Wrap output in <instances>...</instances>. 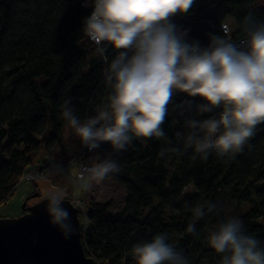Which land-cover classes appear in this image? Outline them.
I'll return each mask as SVG.
<instances>
[{
    "label": "trees",
    "instance_id": "1",
    "mask_svg": "<svg viewBox=\"0 0 264 264\" xmlns=\"http://www.w3.org/2000/svg\"><path fill=\"white\" fill-rule=\"evenodd\" d=\"M82 1L0 0V205L7 203L23 172L39 158L69 157L64 148L67 124L60 118L59 105L70 100L83 120L93 106L106 102L107 62L81 31L82 19L91 13ZM256 2L195 0L191 10L173 22L189 30V43L198 41L204 47L209 34H223L218 26L230 19V37L239 44L244 34L237 26L245 15L253 12L264 22V5ZM107 55L110 60L111 49ZM39 76L45 80L37 86L34 80ZM200 103V98L185 94L173 97L162 125L171 145L156 138L134 140L126 151L114 155L121 171L110 177L125 186L123 204L110 211L109 201H89L81 235L86 255L104 264H135L130 255L135 244L167 233L190 264H201L204 256L212 260L218 254L205 248L203 240L206 228L225 218L222 193L235 199L231 216L242 219L247 233L264 248V123L227 164L213 156L207 162L193 160L191 151L159 156L163 147L180 146L175 134L184 130L185 120L203 118L197 116ZM111 151L107 144L97 150L105 156ZM33 185L32 192H38L37 183ZM204 201L216 203L218 213L197 221L198 235L193 236L186 231L193 222L186 205Z\"/></svg>",
    "mask_w": 264,
    "mask_h": 264
},
{
    "label": "clouds",
    "instance_id": "2",
    "mask_svg": "<svg viewBox=\"0 0 264 264\" xmlns=\"http://www.w3.org/2000/svg\"><path fill=\"white\" fill-rule=\"evenodd\" d=\"M195 0H83L91 13L82 19L81 31L105 58L106 102L94 115L81 120L70 100L61 105L66 122L79 149L96 154L97 163L85 167L79 180L102 182L121 171L114 155L126 151L134 140L156 138L171 145L162 125L176 94L202 101L197 116L176 132L180 146L161 148L159 156L191 151L193 160L207 162L210 156L230 163L264 123V22L249 12L238 24L244 34L233 43L230 29L209 34V43H189L188 29L179 28L173 18L187 14ZM109 49L112 58L108 59ZM107 144L112 151L101 159L97 150ZM65 168L54 162L51 169ZM50 223L65 237L74 232L65 197L58 188L44 193ZM193 222L187 233L197 236L196 222L217 215L211 201L186 205ZM261 241L247 233L244 221L227 216L217 221L206 236V245L218 254V264H264ZM130 255L135 264H190L183 250L167 233L135 244Z\"/></svg>",
    "mask_w": 264,
    "mask_h": 264
},
{
    "label": "water",
    "instance_id": "3",
    "mask_svg": "<svg viewBox=\"0 0 264 264\" xmlns=\"http://www.w3.org/2000/svg\"><path fill=\"white\" fill-rule=\"evenodd\" d=\"M27 195L21 204V214L0 217V264H94L84 252L77 209L65 199L63 207L71 217L74 232L65 237L50 223L47 201L26 206V200L38 196Z\"/></svg>",
    "mask_w": 264,
    "mask_h": 264
},
{
    "label": "rangeland",
    "instance_id": "4",
    "mask_svg": "<svg viewBox=\"0 0 264 264\" xmlns=\"http://www.w3.org/2000/svg\"><path fill=\"white\" fill-rule=\"evenodd\" d=\"M256 5H264V0H257ZM225 22L227 23L229 29H233V23L230 19H226ZM45 80L44 76H39L35 78V83L36 85H40L43 81ZM100 106L95 105L92 108V114H95V111L99 108ZM64 144L68 147L69 151L71 152L69 154V157L63 160L65 165L63 167L65 168L64 173L62 174H54L52 176L53 171L50 170L48 172V176L50 179L48 180H35V181H27V180H20L16 184V188L13 192V195L9 198L7 203L0 205V217H12L16 216L18 214H21V204L26 195H28L33 189L34 185L33 182L37 183L38 185V192L39 195L35 197H31L28 201L27 204H32L34 203L38 197L40 196L41 198L43 197L44 193L47 191L51 190L52 188H58L62 195L64 197H69L75 202L78 203L80 210V220H81V226L83 227L84 225V214L88 209L89 206V201L92 199L94 201H99V202H110L109 210L114 211L118 208H120L123 204V199L125 195V186L120 184L118 181H116L112 177L106 178L102 182H90L86 180H79L75 178V175H70L67 173L68 170H66V166L70 163H73L75 169H76V163L74 161H70V158H72V152L74 151L76 147V142H75V137L71 135L70 129L68 128L67 125L64 126ZM100 158L103 159L106 156L99 154ZM41 159V158H39ZM90 166L94 165L97 163L96 155L93 154L90 156L88 159ZM38 161H36L33 165H36ZM75 173V171H74ZM25 188H28L25 189ZM24 189L26 190L25 194H21V190ZM192 188L189 187L186 189V191L190 192ZM220 198L223 201V212L225 214V217L231 216L235 214V199L232 198L230 195L227 193H222L219 195ZM150 207L145 208V212L148 211ZM214 226H209L206 228L205 231V237L203 240V245L205 248H209L206 245V236L211 228ZM219 256L215 257L214 259L210 260L208 257L204 256L202 258L201 264H218L219 262ZM101 264V263H100Z\"/></svg>",
    "mask_w": 264,
    "mask_h": 264
},
{
    "label": "built area",
    "instance_id": "5",
    "mask_svg": "<svg viewBox=\"0 0 264 264\" xmlns=\"http://www.w3.org/2000/svg\"><path fill=\"white\" fill-rule=\"evenodd\" d=\"M82 4H83V1H82ZM218 27H219V29H225V28L229 29V27L225 21L221 22ZM230 32H231V29H230ZM230 32H229V35H230ZM244 38L245 37L241 38L239 40V43ZM70 153L71 152H69V154ZM92 155H93V153H88L87 150L79 149L78 145H76L74 151L72 152V158H70V161H74L76 163V169H75V173H74L75 178L78 179L82 170L85 167L90 166L88 159ZM54 162L56 164H61L62 166L65 165V163L63 161H59V160L55 159L53 156L44 155L36 165L28 167L23 172L19 181L20 180L35 181V180H48V179H50L48 176V172L52 169ZM65 198L68 199L70 201V203L77 209L80 231H81V235H82V233L85 231V228H86V213H87V211L84 214V225L82 227L81 226V220H80V213H79L80 207H79L78 203L69 197H65ZM81 242L83 245L82 237H81ZM87 256H89L93 259L94 264H100V263L104 264L102 261L94 259L91 255H87Z\"/></svg>",
    "mask_w": 264,
    "mask_h": 264
},
{
    "label": "crops",
    "instance_id": "6",
    "mask_svg": "<svg viewBox=\"0 0 264 264\" xmlns=\"http://www.w3.org/2000/svg\"><path fill=\"white\" fill-rule=\"evenodd\" d=\"M64 148H65L67 151H69L68 147H67L65 144H64ZM69 152H70V151H69ZM66 170H68L67 173H69L70 175H72V174L74 175L75 167H74L73 163L68 164V165L66 166ZM54 174H55V173L53 172V173H52V176H54ZM25 189L28 190V188H25ZM30 191H31V192H30L29 194L32 193V190H30ZM25 192H26V190L22 189L21 192H19V193H21V194H22V193L25 194ZM34 192H36V191H34ZM29 194H28V195H29ZM26 196H27V195H26ZM26 196H25V197H26ZM25 197H24V198H25ZM14 216H15V215H14ZM9 217H10V216H9Z\"/></svg>",
    "mask_w": 264,
    "mask_h": 264
},
{
    "label": "flooded vegetation",
    "instance_id": "7",
    "mask_svg": "<svg viewBox=\"0 0 264 264\" xmlns=\"http://www.w3.org/2000/svg\"><path fill=\"white\" fill-rule=\"evenodd\" d=\"M28 201V200H27ZM27 201H26V205H29V204H27ZM22 212V211H21Z\"/></svg>",
    "mask_w": 264,
    "mask_h": 264
}]
</instances>
